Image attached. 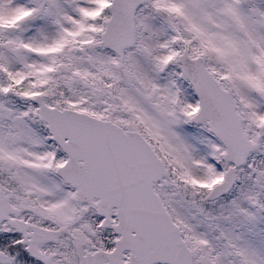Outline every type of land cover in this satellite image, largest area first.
I'll return each instance as SVG.
<instances>
[{"label":"snow or ice","instance_id":"snow-or-ice-1","mask_svg":"<svg viewBox=\"0 0 264 264\" xmlns=\"http://www.w3.org/2000/svg\"><path fill=\"white\" fill-rule=\"evenodd\" d=\"M0 264H264V0H0Z\"/></svg>","mask_w":264,"mask_h":264}]
</instances>
